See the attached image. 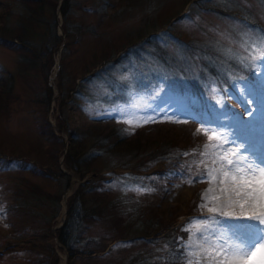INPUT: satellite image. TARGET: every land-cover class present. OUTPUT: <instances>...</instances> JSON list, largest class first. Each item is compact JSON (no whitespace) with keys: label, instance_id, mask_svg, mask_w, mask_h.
Wrapping results in <instances>:
<instances>
[{"label":"rangeland","instance_id":"rangeland-1","mask_svg":"<svg viewBox=\"0 0 264 264\" xmlns=\"http://www.w3.org/2000/svg\"><path fill=\"white\" fill-rule=\"evenodd\" d=\"M48 1L56 3V9L44 3L26 24L32 2L0 0V36L31 46L23 55L0 43V264L49 260L48 248L28 250L29 243L51 245L57 264H67L68 252L55 230L63 225L69 200L84 183L91 188L82 196L83 209L118 196L121 207L88 224L93 241L87 245L84 238L76 245L75 264H152L165 253L156 233L169 227L178 232L179 264H216L223 254L215 256L201 237L199 221L215 215L210 207L227 212L235 206L234 212L228 211L231 217L247 218L239 208L246 201L244 192L255 185L240 180L231 166L222 169L226 161L217 157L229 145L209 136L215 129L234 134L237 143L250 142L254 155L264 149V76L249 70L260 71L252 57L261 55L253 41L264 35V0H68L66 19L60 11L65 0ZM21 26L25 29L17 37ZM53 34L62 39L56 48ZM49 63L47 104L42 72ZM156 106L160 110L152 113ZM43 119L59 140L50 136L49 142L39 133L37 123ZM67 131L81 135L86 149L79 145L80 154L88 153L97 138L106 140L94 147L98 171L82 178L65 167L71 139ZM139 131L143 135L137 140ZM158 132L161 141L175 142L171 153L177 166L172 169L164 160L137 163L145 153L142 148L149 145L145 143ZM118 135L128 139L110 147ZM57 149L62 153L58 163L51 157ZM31 163L42 170H60L69 176L68 183L63 176L35 175ZM201 176L207 178L199 181ZM97 181L101 184L93 186ZM239 182L244 186L236 185ZM226 183L242 188L241 197L230 193L227 206L215 205L210 191L215 188L220 194L218 187ZM27 184L46 194L23 193ZM21 201L25 206L19 209ZM23 209L34 217L25 220L19 213ZM261 214L264 204L250 216ZM54 215L44 233V222ZM222 219L224 228L232 226L231 218ZM34 231L40 233L32 236ZM88 248L95 256L82 252ZM228 264H264V240Z\"/></svg>","mask_w":264,"mask_h":264},{"label":"trees","instance_id":"trees-1","mask_svg":"<svg viewBox=\"0 0 264 264\" xmlns=\"http://www.w3.org/2000/svg\"><path fill=\"white\" fill-rule=\"evenodd\" d=\"M30 2H32V7H31V12L29 13V18H27L24 23L26 24H30L32 22V17L34 14L33 13H37L42 11V9L44 8V3H50V1L48 0H28ZM67 1L65 0L64 3L61 5L60 7V11L62 14V17L64 19H66V5H67ZM50 4H52V7L54 8V10L56 9V3L51 2ZM191 8V5L189 6V9ZM187 13V12H186ZM185 13V14H186ZM54 22V21H53ZM54 27L53 25H51L50 28ZM49 28L50 34H51V30ZM25 28L24 27H20L19 31L17 33V37H19L23 30ZM154 33H156L154 31ZM49 34V33H48ZM53 38H54V45L55 48L60 46L62 39L56 35L53 34ZM0 43H2L3 45H6L8 47H14L16 49H18L23 55H27L28 53L31 52V46L27 43L24 42H18L16 40V38H4L2 36H0ZM54 48V49H55ZM53 51V49H52ZM50 53V54H49ZM47 53L48 55V60H51V51ZM44 65V64H43ZM50 66L51 63H49V66L47 69H45L42 73L44 76V90H45V102L48 104L49 103V99L51 96V89L47 84V75L48 72L50 70ZM59 90H61V87H58ZM38 126V130L39 133L49 142H51L52 140L49 139L50 136H53L56 139H60L59 136L55 135L54 131H53V127L51 125V123H49L46 119L41 120L40 122L37 123ZM96 128L100 127L98 125H95ZM143 130V129H141ZM140 130V131H141ZM136 135V139L139 140L143 133L140 132ZM71 137L70 139V144L69 147L67 148V152L64 154V159H63V164L65 165L66 168L68 169H73L77 172H79L80 177H84L87 173L89 172H93V171H98L97 168L94 167L93 162L96 159V155L99 153L94 152L95 150V145H100L104 139L102 140V142L98 140H95L94 142L91 143L89 147V151L88 153L85 152L86 154H80V150H78V146L80 145L81 147H84V143L83 140L81 139V135L79 136L78 134L76 135V132H72V131H67ZM160 133L158 132V134L156 133V138L151 140L149 143H145V144H149V145H144L145 148H142L143 150H145L144 155L142 156V159H140L139 161H137V163H140L139 165L143 166L146 163H154L156 161H160V160H164L167 162V164H169V168H173L175 166H177L173 160L172 157V150L175 149V145H174V141L173 139H168V142L166 141H161L162 139H160ZM151 138V136H148ZM107 138V137H104ZM118 139L116 140L115 143H112L111 146H113V144L117 145L121 139L126 141V137L122 136L120 137L118 135L117 137ZM147 138V139H150ZM135 139V140H136ZM159 139V141H157ZM121 140V141H122ZM106 141V140H105ZM104 141V142H105ZM157 141V142H156ZM172 142V143H171ZM153 145V146H152ZM104 146V144H103ZM99 149H102L100 146H97ZM51 148V147H49ZM84 149H86L84 147ZM60 149H57L55 151V153L51 156L53 157L56 162L58 163L60 156L62 155V153H59ZM49 154V153H48ZM86 155V156H85ZM13 161V160H12ZM26 161V160H25ZM6 163L10 164L11 160L10 159H6ZM26 164H29V162H25ZM85 164V168L84 170L81 169V165ZM18 169L19 170H27L25 168V164H21L18 165ZM30 170L32 171V173H34L35 175H39L45 178H53L54 176L58 175V176H63L64 178H66L67 183L69 181V176L63 174L60 170L56 169V171L50 170L49 168L42 170L39 169L38 167H36L35 164L31 163L30 164ZM95 182V181H94ZM27 183V182H26ZM101 183H99L98 181L93 185V186H98ZM28 186L26 188H23L21 191L24 193H28V191H34V192H39V193H43L46 194L45 192H43L39 187H35L31 184H27ZM86 185H89V183H84L82 185H80V187L77 189V191L72 195V197L69 200L68 203V210H67V217L63 223V225L59 228H57L55 230L57 239L59 241V243L67 250L68 252V258H67V264H75L74 262V257L76 252L78 251L76 245L78 243H80V241L84 238L87 239V245L92 243L93 238L90 237V235L88 234L87 228H88V224L93 221V220H102L105 219L107 216V213H109L107 210H110V212L112 211L113 207H121L120 205V201L121 198L118 196L117 199H113L112 201H103L102 205L101 204H96V205H90L88 208H82V206L84 205V200L82 199L83 194L86 192V190H88V188L90 187H86ZM92 186V187H93ZM85 188V189H84ZM26 189V191H25ZM18 190H20V188H18ZM15 193V196H20V193L18 192ZM61 196V195H60ZM60 196H57L58 198ZM119 198V199H118ZM26 199V197H25ZM120 200V201H119ZM19 209L21 207H23V205L25 206V203L21 201V204L19 203ZM106 209V210H105ZM19 213L22 215H25L27 218H25V220H28V218L31 216L32 218L34 217L28 210H19ZM55 218V215L50 219L44 222V225L46 226V228L43 230L44 233H47L51 226H52V222L53 219ZM76 218V222H74V219ZM129 219H130V215H129ZM128 220V218H127ZM85 222V225H84ZM130 222V220L128 221ZM154 224V223H152ZM127 231L122 232V234L125 235L124 239L126 240L128 237L127 235H129L128 230L129 229H125ZM41 232V233H43ZM40 232H35L32 233V236H36L38 235ZM156 235L159 238L160 243H162L164 245L165 248V253L163 254V256H161V259H159L158 261L154 260V262L152 264H179L181 262V249L177 247L178 242L176 240L177 236H178V232L177 229L174 227H169L167 229H165V232H161V233H156ZM25 239V237H22ZM121 237H119L120 239ZM140 239L142 238V236L139 237ZM132 241H136V239H138V237H132L130 238ZM116 240V239H115ZM114 240V241H115ZM113 246V245H112ZM27 249L28 250H40V249H45L48 248V250L50 251V258L45 262L41 261H36L33 260L30 263H26V264H57L58 261V257L57 254L53 251V248L51 245L49 244H41V245H35L33 243H29L27 244ZM103 251V250H101ZM85 254H89V255H93L95 256L96 251L94 249H86L84 251H82ZM3 257V255L0 254V258ZM134 262L133 260H130V263ZM127 264V263H124ZM140 264H148L147 261H143Z\"/></svg>","mask_w":264,"mask_h":264},{"label":"snow or ice","instance_id":"snow-or-ice-1","mask_svg":"<svg viewBox=\"0 0 264 264\" xmlns=\"http://www.w3.org/2000/svg\"><path fill=\"white\" fill-rule=\"evenodd\" d=\"M253 43L255 44L254 50L261 53L259 56L252 57L253 61L260 66V71L257 73L254 68H250L249 70L253 71L254 74L264 76V35L254 40ZM159 110V106L151 107L152 113H156ZM248 114L252 115V112L249 111ZM150 119L151 116L144 122H149ZM230 136L231 139H229ZM213 139L218 140L220 145H229L217 157L219 160L226 161V165L222 166V169L223 167L231 166V171L239 174V179L244 180L247 185L251 186L253 183L259 185V198L261 202H264V149H261L258 154L254 155L249 151L251 147L250 142L237 143L239 138L234 134L219 133L215 129L212 130V134L209 136V140ZM229 155L233 158H228ZM223 175L228 176V172L223 171ZM206 178L201 176L198 180L203 181ZM231 179L235 182L237 175H233ZM243 186L241 185V187ZM256 192L257 189L253 187L251 193L244 192L243 195H252L253 199H255ZM236 195H240L239 191H236ZM208 211L215 215L199 221L204 229V232H201L200 235L215 250V256H221L223 254V259L216 261V264H228L229 259L246 255L250 246H255L256 243L264 240V227H261V225H264V214L260 216H248L247 218L241 219L240 217H231L230 213L222 211L221 208L210 207ZM222 218H231L233 221L232 226L230 228H224ZM190 223L194 222L190 221ZM205 232L207 236L204 235ZM206 251L209 256L213 255L212 251ZM196 264H199V261Z\"/></svg>","mask_w":264,"mask_h":264},{"label":"bare ground","instance_id":"bare-ground-1","mask_svg":"<svg viewBox=\"0 0 264 264\" xmlns=\"http://www.w3.org/2000/svg\"><path fill=\"white\" fill-rule=\"evenodd\" d=\"M227 177V176H226ZM220 181V180H219ZM224 182V181H223ZM222 183V182H221ZM215 184V183H214ZM216 185V184H215ZM236 185H241V183H237ZM244 185V184H243ZM255 188L257 189V192L255 193V199H253L252 195H249V196H245L246 197V201H243L241 204H240V208H239V211H240V214L242 215H246V216H250L252 213L260 210L262 207H263V204L264 202H261L260 201V193H259V185L255 184ZM221 189V193L220 194H215L214 193V190L215 188H212L211 189V195L213 197H215L214 199H212V202L215 204V205H218L220 206V204L222 203H225L224 205H226V202H228L230 199H232L231 197H228V195L230 193H234V197L235 198H238L239 196L236 195V191H239V193L242 194V188H235V185H231L229 183H226L224 184L223 186L221 187H218ZM71 190V189H70ZM235 190V191H234ZM217 191V190H216ZM207 192V191H206ZM249 193H251V189L249 191H247ZM208 195V194H207ZM241 197V196H240ZM239 197V198H240ZM245 199V198H244ZM228 200V201H227ZM238 202V201H237ZM233 203V202H232ZM236 203V201H235ZM241 205H243V207H241ZM218 206V207H219ZM222 207V206H221ZM217 208V207H216ZM236 207L235 206H232L231 208L229 209H225L227 212L230 210L232 212H234V209ZM238 209V208H237ZM231 214V213H230ZM244 219V218H243Z\"/></svg>","mask_w":264,"mask_h":264}]
</instances>
